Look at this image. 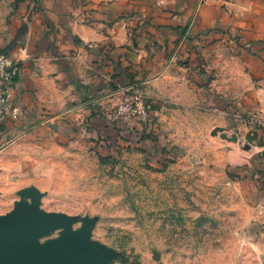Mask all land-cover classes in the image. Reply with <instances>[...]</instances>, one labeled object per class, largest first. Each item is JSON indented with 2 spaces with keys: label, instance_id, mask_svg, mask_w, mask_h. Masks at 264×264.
I'll use <instances>...</instances> for the list:
<instances>
[{
  "label": "rangeland",
  "instance_id": "1",
  "mask_svg": "<svg viewBox=\"0 0 264 264\" xmlns=\"http://www.w3.org/2000/svg\"><path fill=\"white\" fill-rule=\"evenodd\" d=\"M43 1L46 26L55 0ZM66 1L88 39L61 24L35 56L25 48L62 78L56 107L42 101L0 154V219L24 215L38 230L28 249L74 244L87 264H252L230 210L240 200L226 196L241 195L230 152L264 145V97L242 67L245 13L231 5L242 2Z\"/></svg>",
  "mask_w": 264,
  "mask_h": 264
},
{
  "label": "crops",
  "instance_id": "2",
  "mask_svg": "<svg viewBox=\"0 0 264 264\" xmlns=\"http://www.w3.org/2000/svg\"><path fill=\"white\" fill-rule=\"evenodd\" d=\"M46 1L41 4L45 5ZM12 2L0 0V55L22 61L21 73L12 93L13 103L21 112L18 118H10L4 124L0 136V154L3 149L12 146L18 135H23L22 127L25 122L39 116L42 101L48 103L49 110L55 108L58 102L57 79H61L62 74L57 75V67L51 63L53 59L39 54V61L33 63L27 60L25 48L30 56H35L40 37L43 35L52 39L55 38L54 32L63 34L61 24L66 30L80 32L83 39H88V27L84 25L86 23H79L66 15V0H55L53 5L47 4L50 11L47 15L49 24L46 26L40 24L38 14L34 12V0H18L15 5ZM240 2L242 3H238L239 5H231L244 10L245 13L241 21L244 29L240 33L242 40L247 44L242 54V67L244 73L249 72L246 75L256 83L259 89L256 92L257 100L260 101L259 99L264 97V14L261 15L264 11V0ZM253 9H256L255 13H252ZM30 11L33 13L32 19L27 16ZM26 24L28 34L19 38V32H22ZM261 106L263 107V104ZM256 107H259L258 103ZM230 160L229 180L241 195L226 196L240 200L238 205L232 202L230 210L239 209L245 219L244 227L242 226L245 228L242 234V243L246 247L244 260L246 263L264 264V145L255 143L248 153L243 154L234 149L230 152ZM234 173L241 177L232 175Z\"/></svg>",
  "mask_w": 264,
  "mask_h": 264
},
{
  "label": "water",
  "instance_id": "3",
  "mask_svg": "<svg viewBox=\"0 0 264 264\" xmlns=\"http://www.w3.org/2000/svg\"><path fill=\"white\" fill-rule=\"evenodd\" d=\"M212 134H220L222 139L230 142L238 141L237 135L230 137L223 128L215 129ZM249 148L250 146L246 147ZM26 218L24 215H12L0 219V264H87L91 255H88L83 247L82 249L74 244L60 243L56 246L49 243L41 248L28 249L23 241L34 240L38 230H35ZM30 228L32 233L27 235L26 232H29Z\"/></svg>",
  "mask_w": 264,
  "mask_h": 264
},
{
  "label": "built area",
  "instance_id": "4",
  "mask_svg": "<svg viewBox=\"0 0 264 264\" xmlns=\"http://www.w3.org/2000/svg\"><path fill=\"white\" fill-rule=\"evenodd\" d=\"M20 73L19 60L0 55V136L7 120L20 116V108L15 106L12 100V93ZM261 124L264 128V122Z\"/></svg>",
  "mask_w": 264,
  "mask_h": 264
}]
</instances>
